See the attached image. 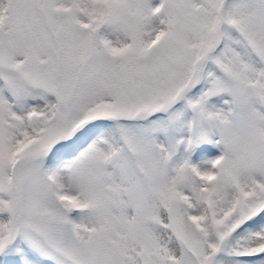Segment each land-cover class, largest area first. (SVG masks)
I'll return each instance as SVG.
<instances>
[{
    "label": "snow or ice",
    "instance_id": "obj_1",
    "mask_svg": "<svg viewBox=\"0 0 264 264\" xmlns=\"http://www.w3.org/2000/svg\"><path fill=\"white\" fill-rule=\"evenodd\" d=\"M0 264H264V0H0Z\"/></svg>",
    "mask_w": 264,
    "mask_h": 264
}]
</instances>
